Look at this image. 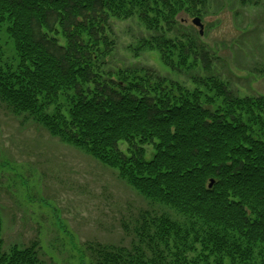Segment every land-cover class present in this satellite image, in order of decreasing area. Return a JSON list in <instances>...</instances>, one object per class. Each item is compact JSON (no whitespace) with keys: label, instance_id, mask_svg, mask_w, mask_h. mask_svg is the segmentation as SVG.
<instances>
[{"label":"trees","instance_id":"trees-1","mask_svg":"<svg viewBox=\"0 0 264 264\" xmlns=\"http://www.w3.org/2000/svg\"><path fill=\"white\" fill-rule=\"evenodd\" d=\"M203 5L0 0V30L18 61L13 69L0 66V104L34 116L50 134L191 221L185 227L167 216L150 217L134 227L137 239L129 246L89 243L94 264H264L254 262L256 253L264 254V95L240 97L213 71L201 41L166 35L176 28L179 10L197 13ZM111 16H136L152 32L139 48L157 50L168 68L183 72L191 58L203 70L189 75L195 88L152 68L118 80L104 72ZM60 95L69 97L67 115L45 112ZM146 144L153 146L149 159ZM1 227L0 215V264H48L34 241L4 249Z\"/></svg>","mask_w":264,"mask_h":264},{"label":"rangeland","instance_id":"rangeland-1","mask_svg":"<svg viewBox=\"0 0 264 264\" xmlns=\"http://www.w3.org/2000/svg\"><path fill=\"white\" fill-rule=\"evenodd\" d=\"M198 8V14L179 10L176 28L166 35L201 41L211 54L213 71L240 97L264 95V0H204ZM196 16L203 24L202 34L192 23ZM109 24L112 50L101 65L104 72L115 73L113 78L118 80L120 74L131 77L152 68L181 87L195 88L189 75L203 70L190 64L191 58L181 66L184 71L178 72L162 63L157 50L139 48L140 38L152 32L136 16H111ZM3 31L1 28L0 66L13 69L18 61ZM188 65L192 69L187 72ZM69 103V97L60 95L44 111L67 115ZM6 108L0 104L4 249L34 241L40 259L48 264H94L89 243L129 246L137 239L134 227L146 218L167 216L189 227L188 216L142 195L116 169L50 134L29 113ZM118 146L128 154L127 143L120 141ZM144 148L149 159L153 146ZM260 260L264 261V254L262 259L256 253L254 262Z\"/></svg>","mask_w":264,"mask_h":264},{"label":"water","instance_id":"water-1","mask_svg":"<svg viewBox=\"0 0 264 264\" xmlns=\"http://www.w3.org/2000/svg\"><path fill=\"white\" fill-rule=\"evenodd\" d=\"M192 23L194 25H196V26H199V33L202 34L203 24L201 23L200 18L199 17H194L192 19ZM211 184H212V180H210L209 186H211Z\"/></svg>","mask_w":264,"mask_h":264}]
</instances>
